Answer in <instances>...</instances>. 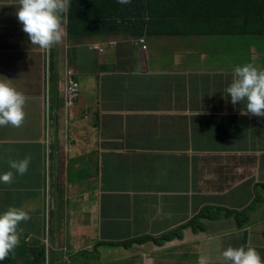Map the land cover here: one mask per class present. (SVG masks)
Returning a JSON list of instances; mask_svg holds the SVG:
<instances>
[{"label": "clouds", "instance_id": "9594fccd", "mask_svg": "<svg viewBox=\"0 0 264 264\" xmlns=\"http://www.w3.org/2000/svg\"><path fill=\"white\" fill-rule=\"evenodd\" d=\"M156 1L163 5V0ZM100 2L98 0V5ZM133 2L112 0L104 8L105 19L100 15L103 10L99 9L100 21L112 23L113 14ZM193 2L169 0L168 8L175 11L174 16L166 12L163 15L146 4L131 8L123 11L121 19L117 20L115 34L92 37L90 31L96 24L80 18L83 10L91 13L90 0H15L12 18L25 38V44L28 42L34 49L32 52L25 49L27 66L30 61L33 63L31 73L27 70L14 84L6 76H0V162L10 159L9 167L23 175L15 190H8L5 187L12 179V172L0 173V181H3L0 182V204L8 202L0 209V264H23L20 257L31 255H36L42 264H64L72 262L75 255L86 249L97 250L98 246L110 242L131 246L142 241L141 234L106 242L96 238L89 247L74 250L70 241L79 233L81 223L70 213L63 216L60 207V200L69 198L62 189L63 181L73 185L79 195L83 187L94 188L95 181H98L102 186L98 207L113 199L133 196L132 191L105 182L103 171L83 156L90 153L82 149L83 139L96 136L110 117L106 106L91 108L96 92H89V86L91 79L100 80L105 64L112 62V57L115 58L112 72L137 88L135 100L129 105L154 104L156 79L173 74L172 70L155 72L150 66L155 56L163 54L165 41L181 40L188 35L198 39L222 38L228 44L220 61V67L231 79L224 90L228 101L239 106V114L264 120V48L257 52L263 57L257 64L251 61L252 56L248 57L249 49L245 50L249 42L234 39L258 36L262 37L264 45V33H208L212 29L206 26V22L196 27ZM84 26L85 30L82 29ZM71 36H79L88 42L71 44ZM176 54L185 57V49L177 50ZM71 57H74L73 67ZM38 59L42 60L40 69L36 67ZM85 65L96 68V71L84 70ZM85 77L90 78L89 82ZM34 97L38 99V108L33 122L30 102ZM85 102L89 104L88 109ZM136 112L159 115L150 107ZM78 117L80 120L74 125ZM46 142L48 156L41 149ZM31 155L36 157V162L29 161ZM81 180L84 181L82 188ZM231 182V195L225 198L219 210L209 214L210 218L227 223L232 229H242L250 222L257 232L264 226V158L236 167ZM3 193L6 194L4 198ZM98 212L101 214V210ZM162 241L163 232H160L153 244L156 247ZM219 255L225 264H264L259 250L253 245H229ZM197 264L211 262L201 255Z\"/></svg>", "mask_w": 264, "mask_h": 264}, {"label": "crops", "instance_id": "0c3cea01", "mask_svg": "<svg viewBox=\"0 0 264 264\" xmlns=\"http://www.w3.org/2000/svg\"><path fill=\"white\" fill-rule=\"evenodd\" d=\"M14 12L15 0H0V76L12 84L27 70L31 73L33 63L27 66L25 49H34L20 35ZM162 47L163 54L150 66L173 74L156 79L154 104L129 105L137 88L112 72L114 57L100 80H90L89 92L100 94L95 93L91 108L106 106L110 117L96 136L83 139L82 149L90 152L83 156L103 171L105 182L133 196L98 207L102 186L95 181L94 188H82L81 180L80 195L67 184L62 189L69 198L60 200L63 216L70 213L81 223L70 241L74 250L89 247L96 238L106 242L141 234L142 241L121 253L111 242L86 249L72 264H114L107 260L110 254L123 261L136 251L149 253L150 264L155 258L159 264L170 259V264H197L201 255L211 264H225L219 253L229 245H253L264 260V226L254 232L249 222L232 229L209 216L231 195L236 167L264 158V120L239 114V106L231 104L224 91L231 79L220 61L228 44L222 38L188 35L165 41ZM181 48L186 52L183 58L176 54ZM40 66L38 59L37 69ZM84 70L96 68L85 65ZM143 107L159 115L136 112ZM160 232L163 241L155 247ZM26 258L20 257L23 264H42Z\"/></svg>", "mask_w": 264, "mask_h": 264}, {"label": "trees", "instance_id": "16d2710c", "mask_svg": "<svg viewBox=\"0 0 264 264\" xmlns=\"http://www.w3.org/2000/svg\"><path fill=\"white\" fill-rule=\"evenodd\" d=\"M111 1L101 0L98 5V0H90V5H92L91 13L89 14V10H83L81 12V19L90 20L93 25L96 24L90 31L92 37L103 35L111 36L115 34L117 31L115 25L117 20L121 19L123 11L137 8L143 4L152 7L155 11L163 15L165 12L170 16L175 15V11L168 8L169 0H163V5L156 0H134L130 6L125 8L121 7L119 8L120 12L118 11L113 14L110 19H113L112 23H115L114 25L109 21L103 24L100 21L99 9L101 8L103 10L100 12V15L105 19L104 8ZM193 8L197 15L196 27H201L206 22V26L212 29L208 33L224 35H253L264 33V0H250L248 2H242L241 0H194ZM82 29L85 30V26ZM177 33L185 34L186 32ZM85 107L87 109L89 108L87 102H85Z\"/></svg>", "mask_w": 264, "mask_h": 264}, {"label": "rangeland", "instance_id": "374dc122", "mask_svg": "<svg viewBox=\"0 0 264 264\" xmlns=\"http://www.w3.org/2000/svg\"><path fill=\"white\" fill-rule=\"evenodd\" d=\"M235 40H238V41H241V40H246L248 41L249 43L245 46V50H248L249 49V52L250 54L248 55L249 56H252V60L251 61H256V63L258 64L262 59V55H258L257 52L259 51V48H264V45L261 43V40H262V37H258V36H249V37H235L234 38ZM69 41L71 44H74V45H84L86 44L88 41L86 39H83L79 36H71L69 38ZM63 48L66 50L65 48V44L63 45ZM254 56H255V59H254ZM74 57L70 58V65L73 67L74 65ZM47 67L45 66L44 69H46ZM76 71V70H75ZM77 72V71H76ZM90 78L88 77H85V81L86 82H89ZM37 108H38V99L37 97H34L31 102H30V111L32 113V120L33 122L36 121L35 120V113L37 111ZM61 109H62V116L64 114V97L62 96L61 97ZM74 115L77 114L76 111L73 112ZM80 120V117H78L77 119L74 120L75 124L76 125ZM41 149H42V153L45 154L46 156L49 155V145L48 143L46 142V144L44 143L43 145H41ZM9 161H11L10 159L8 160H4L2 162H0V173H3V172H6V171H11L12 172V179L10 182H7V187H5L6 189L8 190H15V185L17 183V181L23 176H20L21 174H17L15 169H11L9 167ZM29 161H34L36 162V157L34 155H31L29 157ZM0 182H3V181H0ZM67 186V182L66 181H63L62 183V187L63 189H65ZM1 187V186H0ZM5 193L2 194V197L4 198L5 197ZM13 202V201H11ZM8 204V202L4 203V204H0V209L1 208H4V206H6ZM260 219V218H259ZM145 245H149V241L146 240L145 242ZM118 248L119 250H117L116 252H123L125 250H129V249H132L133 247H130V245L127 244V246H124V244H119L118 245ZM153 252V251H152ZM134 256H131L129 258H125L123 261H119L118 258L114 255V254H110L108 256V261H113L114 264H150V254L149 253H145L143 251H136L134 253ZM27 261H31L33 259H36V255H31V256H28L27 258ZM159 259L158 258H155L153 259V263L154 264H159L161 263L160 261H158ZM162 260V259H160ZM170 263H173V260H168V264ZM64 264H72V262H65Z\"/></svg>", "mask_w": 264, "mask_h": 264}, {"label": "bare ground", "instance_id": "6f19581e", "mask_svg": "<svg viewBox=\"0 0 264 264\" xmlns=\"http://www.w3.org/2000/svg\"><path fill=\"white\" fill-rule=\"evenodd\" d=\"M229 35V34H228Z\"/></svg>", "mask_w": 264, "mask_h": 264}]
</instances>
